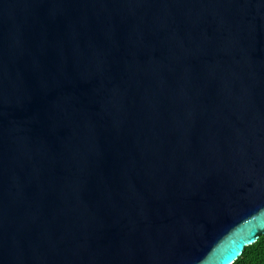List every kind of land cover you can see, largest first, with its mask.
Instances as JSON below:
<instances>
[{
	"label": "water",
	"instance_id": "95a60500",
	"mask_svg": "<svg viewBox=\"0 0 264 264\" xmlns=\"http://www.w3.org/2000/svg\"><path fill=\"white\" fill-rule=\"evenodd\" d=\"M264 233V0H0V264H230Z\"/></svg>",
	"mask_w": 264,
	"mask_h": 264
},
{
	"label": "trees",
	"instance_id": "16d2710c",
	"mask_svg": "<svg viewBox=\"0 0 264 264\" xmlns=\"http://www.w3.org/2000/svg\"><path fill=\"white\" fill-rule=\"evenodd\" d=\"M230 264H264V233L245 245L241 254Z\"/></svg>",
	"mask_w": 264,
	"mask_h": 264
}]
</instances>
